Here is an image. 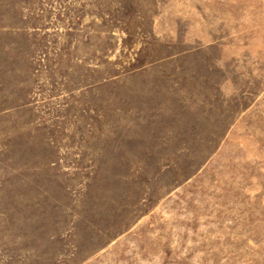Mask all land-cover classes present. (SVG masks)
I'll list each match as a JSON object with an SVG mask.
<instances>
[{"label": "rangeland", "instance_id": "1", "mask_svg": "<svg viewBox=\"0 0 264 264\" xmlns=\"http://www.w3.org/2000/svg\"><path fill=\"white\" fill-rule=\"evenodd\" d=\"M0 264H264V0H0Z\"/></svg>", "mask_w": 264, "mask_h": 264}]
</instances>
